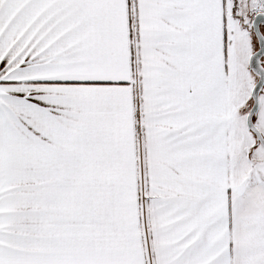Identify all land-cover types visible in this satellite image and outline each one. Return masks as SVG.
Here are the masks:
<instances>
[{"label": "snow or ice", "instance_id": "obj_1", "mask_svg": "<svg viewBox=\"0 0 264 264\" xmlns=\"http://www.w3.org/2000/svg\"><path fill=\"white\" fill-rule=\"evenodd\" d=\"M0 264H264V0H0Z\"/></svg>", "mask_w": 264, "mask_h": 264}]
</instances>
